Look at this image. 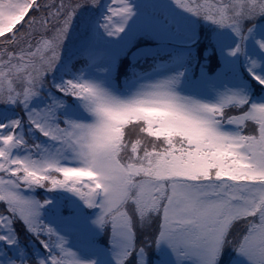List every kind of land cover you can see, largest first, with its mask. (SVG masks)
Instances as JSON below:
<instances>
[{"label":"snow or ice","instance_id":"snow-or-ice-1","mask_svg":"<svg viewBox=\"0 0 264 264\" xmlns=\"http://www.w3.org/2000/svg\"><path fill=\"white\" fill-rule=\"evenodd\" d=\"M0 264H264V0H0Z\"/></svg>","mask_w":264,"mask_h":264}]
</instances>
